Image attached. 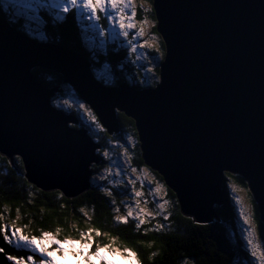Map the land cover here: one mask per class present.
<instances>
[{
    "label": "water",
    "instance_id": "1",
    "mask_svg": "<svg viewBox=\"0 0 264 264\" xmlns=\"http://www.w3.org/2000/svg\"><path fill=\"white\" fill-rule=\"evenodd\" d=\"M166 48L160 81L136 90L101 84L91 63L59 43H35L0 16V154L28 181L74 199L91 185L100 145L52 103L34 75H63L109 134L135 121L142 158L198 224L219 218L226 173L241 175L264 222V0H152Z\"/></svg>",
    "mask_w": 264,
    "mask_h": 264
},
{
    "label": "trees",
    "instance_id": "2",
    "mask_svg": "<svg viewBox=\"0 0 264 264\" xmlns=\"http://www.w3.org/2000/svg\"><path fill=\"white\" fill-rule=\"evenodd\" d=\"M146 1L150 2V5L146 10L141 7L139 17L146 15L156 21L152 0ZM50 2L51 0H48L44 5L38 3L37 10L45 8L51 19V25L59 26L57 30L52 31L54 28L45 25L44 31L53 41H58L73 51L79 49L85 53L87 44H90L85 35V26L88 31L90 30L88 37L95 39L96 42L99 40L98 29L92 26L93 23H89L85 18L73 19V13L68 14L69 19L66 22L57 23L53 19L57 10L48 7ZM12 6L14 11L20 8L22 13L20 3ZM0 14L6 15L1 5ZM8 14L11 16L10 13ZM17 22L20 26L26 27L20 19H17ZM154 32L159 37V47L164 52L161 60L164 61L166 48L156 25ZM99 51L105 59L103 50L99 49ZM156 72L159 77L160 68ZM33 73L47 87L64 89L63 93H58L55 100L66 95L79 97L73 87L64 82L62 74L40 67L34 68ZM100 79L104 81L103 78ZM159 81L160 77L149 85L153 88ZM68 111L82 119V124L89 128L93 137L98 138L97 140L104 145L105 149L113 147L110 140L124 141L128 143L125 145L129 146L128 134H134L136 144L132 148H127L136 155L135 163L145 166L136 124L132 118L119 112L121 133L111 136L107 131H99L98 119L94 123L88 116H84L85 112L79 108V105L70 106ZM76 126L80 127V125ZM98 153L101 155V150ZM103 165H105L103 162L94 165L95 175L98 173L97 169ZM25 173L21 157H15V162L12 164L7 157L0 154V225H8L9 229L12 224H15L26 235L39 237L42 232H50L59 239H84L82 234L91 230L94 249L97 245L101 247L107 245L111 250L119 248L125 253V249H129L135 253L139 264H253L251 255L244 246L242 217L237 205V196L231 190L233 182L239 188L245 187L249 190L241 175L226 173L227 181L223 186L225 204L223 207H218L219 218H215L212 223L198 224L192 218L184 216L175 193L167 187L170 217L165 220L164 215H158L152 221H145L137 229L138 221L134 218H129L126 224L117 222L116 217L126 215L127 212L122 193L111 183H106L104 186L99 182H93V186L81 196L68 199L60 191L46 192L39 189L28 181ZM158 176L164 182L159 174ZM107 192H111L112 195H107ZM252 200L258 235L264 241V222L260 217L257 203L254 198ZM158 224L165 227L158 231L154 230ZM97 232L100 233L99 236ZM0 240H2V234H0ZM2 246L12 255H20L28 251L15 249L14 245ZM0 264H12V262L7 261L4 254L0 253Z\"/></svg>",
    "mask_w": 264,
    "mask_h": 264
},
{
    "label": "rangeland",
    "instance_id": "3",
    "mask_svg": "<svg viewBox=\"0 0 264 264\" xmlns=\"http://www.w3.org/2000/svg\"><path fill=\"white\" fill-rule=\"evenodd\" d=\"M18 1L23 9L22 15L31 22L36 23L37 28L39 27L40 29L41 27H43L42 22L37 18L38 3L43 0H18ZM141 2L142 0H136V17H135L136 28L130 29L129 35L127 37H124L123 35L122 37L124 40V44L130 46L131 53H133V51L131 50L133 45L136 46L137 50L134 52L135 58L133 59L136 68L138 71L140 70V72L144 75L145 80L147 82H152L159 78L156 70L157 67L159 66L160 56L159 53L155 52L154 48H148V47L141 48L140 45L145 44V42L148 43L154 42L155 46L159 47V37L154 32V26L156 25V21L151 19L150 16L148 17L146 15L139 17ZM143 4H144L143 8L146 10L148 5H150V2L143 0ZM0 5L5 9V12L10 13L12 15V11H13L12 0H0ZM145 20L148 21L147 24H143L146 35L141 37L139 36V28L141 27L142 22ZM88 22L91 23V21ZM108 26L111 27V29L109 30V34L112 33L113 27L118 28V25L110 24L109 21H108ZM104 32L105 35L106 33H108L106 29L104 30ZM116 32L119 33V28L118 30H116ZM105 35L103 36L100 35L102 39L101 42L103 47H106L105 46L106 40L104 39ZM149 69H151V71H149ZM103 72L107 73L108 70L104 68ZM65 100H67L69 103L64 104L63 102ZM81 103L85 104L88 107V105L80 97H76L73 95H66L64 97H60L57 100H54L55 105L61 107V109L66 108V110L67 109L69 110L70 106L80 105ZM84 116H88V114L84 113ZM98 130L101 132L104 131V128L102 127V125H100V123ZM128 140L130 143L129 146L123 144L122 142H118L116 140V141H111V143L113 144V147L111 149H107V150H105V148L101 149L102 155L105 151L108 152V156L106 158L109 159V163L97 169L98 173L94 175L93 181L99 182L101 185L104 186L106 183H111L113 186H116L117 189H119V191L123 195L126 212L128 211V207L130 206L133 210L134 217L136 213L139 211L136 205L137 200H139L140 208H144L146 212L153 214L152 216L146 217L145 221H152L156 217H158V215H164V216L167 215L169 218L171 214L169 210L170 202L168 199L169 191L167 186L163 181L159 179L158 174L154 170H152L146 165L142 166L135 163L136 155L132 150H129L127 148V147L132 148L133 145H135L136 140L134 134H128ZM125 149H127V151H125ZM92 167H94V165ZM231 190L237 196V205L239 206L240 214H241V209L244 210V215H241V217L243 222L242 229H243V241H244L245 249L251 255V249L250 246L247 244V240H248V233L252 231V228L254 227L255 228L254 242L261 246V250H264V242L258 236V226L255 221V216H254L255 210H254V203L252 200L253 195L249 190H247V188L245 187L239 188L238 186L235 185L234 182L231 184ZM137 191L141 192L142 196L136 197L135 193ZM145 201H147V203H145ZM160 203L165 204V210L158 209V205ZM158 212L160 214H157ZM126 215H123L121 217H126ZM245 216H248V218L251 220V225L245 223ZM54 237L56 239H59L57 236ZM68 239H71L73 241H79L81 245L85 243V239H74V238H68ZM64 240L65 239H61V241ZM91 243H92V247L88 251L89 253H94L96 249H94L93 247L94 243L92 242V240ZM56 247H57L56 245H51L49 250L51 251ZM64 247L69 248L70 246L66 244L64 245ZM104 255H106L108 259L113 262V264H134L133 259L128 257V254L119 248H115L114 250H111L107 247ZM56 257L58 260V264H78V259L75 257V253L73 251L69 252V257L67 259L63 257V253L61 252H57ZM251 259L253 261L252 257ZM135 262L136 264H139L136 258H135ZM85 264H87L86 260H85ZM94 264H104V262L97 259L94 261Z\"/></svg>",
    "mask_w": 264,
    "mask_h": 264
},
{
    "label": "snow or ice",
    "instance_id": "4",
    "mask_svg": "<svg viewBox=\"0 0 264 264\" xmlns=\"http://www.w3.org/2000/svg\"><path fill=\"white\" fill-rule=\"evenodd\" d=\"M48 0H45L47 3ZM48 7L57 10V14L53 19L57 23H64L69 19L68 14L73 13L72 18L77 17L85 18L89 21H95L96 23L92 26L99 30L101 36L105 35L104 30L99 25V20L101 14L109 21L110 24L118 25L119 33L116 32V27L112 28V33L114 35L120 34L124 37L129 35V30L136 28L135 17H136V0H51L48 3ZM141 7H144L143 0L141 2ZM148 21L142 22L139 28V36L143 37L146 35L145 28L143 24H147ZM141 48L148 47L154 48L155 52L159 53L160 57L164 56V52L160 47L155 46L153 43L145 42V44L140 45ZM135 52L136 46L133 45L132 49ZM151 71V69H149ZM64 104L69 102L65 100ZM85 113L88 114L89 118L95 123L97 122V117L91 112V110L83 103L79 105ZM76 125H73L75 127ZM127 151V149H125ZM105 157L108 156V152L103 153ZM158 190V189H157ZM107 195L111 196V192H107ZM136 197L142 196V193L137 191L135 193ZM147 203V201H145ZM166 203V202H165ZM139 211L136 213L135 217L133 215V210L129 206L126 217H116L117 222L127 223L128 218L132 217L138 222L136 223V228L139 229L141 225L145 223V218L152 216V213L146 212L144 208H140V201L136 202ZM159 210H165V204L160 203L158 205ZM118 211V210H117ZM157 214H160L159 212ZM241 215H244V210L241 209ZM164 219L167 220L168 216L165 215ZM245 223L251 225V220L248 216H245ZM165 226L162 224L156 225L154 230H160ZM0 234H2V240H0V253H3L7 261H11L12 264H25V256L28 264H58L56 257L57 252L63 253V257L67 259L69 257V252L73 251L75 257L78 259V264H94V261L99 259L104 262V264H113L112 261L108 259L104 253L106 252L107 245L101 247L97 245L96 251L94 253H89V249L92 247L91 243V230L88 233L82 234V238L85 239V243L82 245L79 241H73L71 239H65L61 241L56 239L50 232H42L41 236L37 237L35 235L24 234L21 228L16 227L12 224L10 229L8 225H0ZM98 236L99 232L96 233ZM255 238V228L248 233L247 244L251 249V257L253 258V264H264V250H261V246L254 242ZM7 244L9 246L14 245L15 249L28 250L27 253L22 252L20 255H12L6 252L5 247L2 246ZM69 245V248H65L64 245ZM51 245H56L57 247L53 250H49ZM128 257L132 258L135 262V253L129 249H125ZM39 253L38 261L34 258V254Z\"/></svg>",
    "mask_w": 264,
    "mask_h": 264
},
{
    "label": "clouds",
    "instance_id": "5",
    "mask_svg": "<svg viewBox=\"0 0 264 264\" xmlns=\"http://www.w3.org/2000/svg\"><path fill=\"white\" fill-rule=\"evenodd\" d=\"M153 7V6H152ZM9 15H6V17L7 18H9L11 21L14 19V15H11V16H9ZM12 17V18H11ZM16 21H17V19H16ZM156 25H157V22H156ZM50 38V37H49ZM52 39V38H51ZM163 40V39H162ZM53 41V40H52ZM54 42H56V43H59L58 41H54ZM60 44V43H59ZM79 50V49H78ZM160 68V67H159ZM160 77V76H159ZM68 84V83H67ZM45 85V84H44ZM69 85H71V84H69ZM72 86V85H71ZM73 87V86H72ZM59 90L56 92V94H55V96H53L52 97V103H53V105L56 107V108H58V109H60V110H62V111H64V112H66V113H68V114H71V112H68L67 110H65V109H61V107H58L57 105H55L54 104V100H55V98L58 96V93H63L64 92V89H60V88H58ZM73 89L76 91V93L79 95V93H78V91L73 87ZM79 97H80V95H79ZM81 98V97H80ZM82 100H83V98H81ZM87 105H88V107H90L89 109L95 114V116L97 117V119H98V121H99V123H100V120H99V118H98V116H97V114L95 113V111L92 109V107L85 101V100H83ZM73 114V113H72ZM73 115H75V114H73ZM71 125L73 126V125H79V124H75V123H71ZM100 125H102L101 123H100ZM75 127H77V126H75ZM103 127V126H102ZM80 128H81V126H80ZM104 128V131H107V133L109 134V132H108V130L105 128V127H103ZM121 126H120V131L119 132H115V133H113V134H109V135H111V136H115V135H117V134H119V133H121ZM139 138V137H138ZM110 141H112V140H110ZM118 141V140H117ZM118 142H122L123 144H128V143H126V142H124V141H118ZM136 144V143H135ZM139 144H140V141H139ZM111 148V147H110ZM99 150L98 151H100L101 149H104L103 147H101V148H98ZM108 148H106L105 150H107ZM140 149H141V147H140ZM102 155V154H101ZM100 155V156H101ZM141 156H142V151H141ZM17 157H19V156H17ZM145 163V162H144ZM141 165V164H140ZM145 165H146V163H145ZM146 166H148V165H146ZM149 167V166H148ZM150 168V167H149ZM153 170V169H152ZM156 172V171H155ZM157 173V172H156ZM157 174H159V173H157ZM160 175V174H159ZM234 175V174H233ZM161 176V175H160ZM162 177V176H161ZM164 180V179H163ZM164 183H165V181H164ZM166 184V183H165ZM246 184H247V182H246ZM167 186V185H166ZM168 187V186H167ZM248 187V186H247ZM169 188V187H168ZM170 189V188H169ZM249 189V188H248ZM250 191V190H249ZM252 194V193H251ZM176 195V194H175ZM177 197V196H176ZM169 198V197H168ZM254 198V197H253ZM178 200V199H177ZM256 202V201H255ZM179 203V202H178ZM224 204H225V201H224ZM223 204V205H224ZM223 205L222 206H216V209H218V207H223ZM180 206V205H179ZM264 242V241H263Z\"/></svg>",
    "mask_w": 264,
    "mask_h": 264
}]
</instances>
